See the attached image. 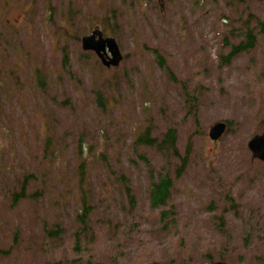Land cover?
Masks as SVG:
<instances>
[{
    "label": "rangeland",
    "instance_id": "rangeland-1",
    "mask_svg": "<svg viewBox=\"0 0 264 264\" xmlns=\"http://www.w3.org/2000/svg\"><path fill=\"white\" fill-rule=\"evenodd\" d=\"M259 24L264 0H0V264H264V163L246 146L264 129ZM95 28L118 67L81 50ZM161 175L166 228L148 201Z\"/></svg>",
    "mask_w": 264,
    "mask_h": 264
},
{
    "label": "trees",
    "instance_id": "trees-1",
    "mask_svg": "<svg viewBox=\"0 0 264 264\" xmlns=\"http://www.w3.org/2000/svg\"><path fill=\"white\" fill-rule=\"evenodd\" d=\"M260 31L264 34V26L262 24H259ZM244 38L245 42L240 43L237 46H234L230 53L225 56L226 61L228 62L231 58L235 57L237 54L241 52H245L254 46V42L256 40V36L252 34L251 30H246L244 33ZM155 54L156 59L158 60L159 66L163 68L166 71H169L168 68L166 67L162 57L157 53V51H153ZM67 53H63V66L64 68H70L68 60L65 58V55ZM41 79L40 77H38ZM48 142V141H47ZM175 142H176V131L173 128H169L166 130L165 134L163 135V140L162 144L166 146L167 149H172L174 151V155L178 157V153L176 152V147H175ZM154 145V140L151 139L150 134H149V127L146 128L141 134H139L136 137L134 146L135 147H140V146H152ZM47 146V143H46ZM158 152L160 150L156 148ZM182 160V165L185 164L186 158H181ZM148 164L150 165V162L148 159H146ZM80 171H81V176H82V182L80 184V190L82 192V197H81V205L83 207V214L81 215V223L84 225L85 220L88 218V215L90 214L91 207L88 203V197L89 193L85 191L82 188V184L84 181V171H83V165L80 166ZM179 171L177 173V176L179 175ZM172 179V178H171ZM167 175H161L158 179L152 180L150 183L149 187V195H148V201L151 207V210L154 209H162L160 212V221L163 225L164 228L167 227V221L169 220L170 217L175 218V214L173 210L169 209H164V207L167 205L168 200L170 199L171 196V190L173 186V182ZM24 196L23 192L20 194V197ZM128 197H134L133 195H130L129 191L127 193Z\"/></svg>",
    "mask_w": 264,
    "mask_h": 264
},
{
    "label": "water",
    "instance_id": "water-1",
    "mask_svg": "<svg viewBox=\"0 0 264 264\" xmlns=\"http://www.w3.org/2000/svg\"><path fill=\"white\" fill-rule=\"evenodd\" d=\"M81 48L83 51L94 52L101 64L106 68L118 67L123 60L115 39L104 38L102 32L98 29L92 31L90 35L81 38ZM225 131L226 125L224 123H216L211 127L209 137L211 140L216 141L222 137ZM247 148L254 159L264 162V129L261 134L253 136L248 141ZM211 264L228 263L219 261Z\"/></svg>",
    "mask_w": 264,
    "mask_h": 264
}]
</instances>
